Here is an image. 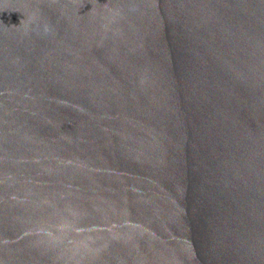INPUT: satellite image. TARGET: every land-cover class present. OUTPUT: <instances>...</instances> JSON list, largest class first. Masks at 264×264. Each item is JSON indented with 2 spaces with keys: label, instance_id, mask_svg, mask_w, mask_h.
<instances>
[{
  "label": "water",
  "instance_id": "1",
  "mask_svg": "<svg viewBox=\"0 0 264 264\" xmlns=\"http://www.w3.org/2000/svg\"><path fill=\"white\" fill-rule=\"evenodd\" d=\"M0 264H264V0H0Z\"/></svg>",
  "mask_w": 264,
  "mask_h": 264
}]
</instances>
